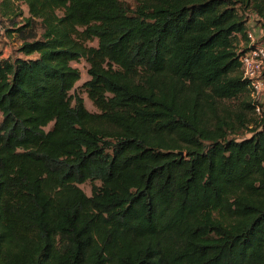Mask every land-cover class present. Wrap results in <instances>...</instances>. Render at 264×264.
Masks as SVG:
<instances>
[{"label":"trees","instance_id":"16d2710c","mask_svg":"<svg viewBox=\"0 0 264 264\" xmlns=\"http://www.w3.org/2000/svg\"><path fill=\"white\" fill-rule=\"evenodd\" d=\"M11 1L30 16L23 55L0 50V264H264L241 62L264 0ZM82 58L98 111L71 93Z\"/></svg>","mask_w":264,"mask_h":264},{"label":"rangeland","instance_id":"374dc122","mask_svg":"<svg viewBox=\"0 0 264 264\" xmlns=\"http://www.w3.org/2000/svg\"><path fill=\"white\" fill-rule=\"evenodd\" d=\"M9 1V2H8ZM11 0H0V50L2 51L3 57H17L22 56L23 53L20 51V45L22 43L23 34L17 30V27H20L25 23V19L30 16L29 8L26 3L22 1H14ZM130 9H133L137 5L136 0H122ZM11 3L10 9L7 8ZM248 13V25H250L253 21H255L258 16L254 12ZM44 32V25L41 19L36 18L32 23V26L26 28L24 32L25 37H31V35H36L37 38H41L42 33ZM90 45H97L98 41H88ZM73 65L78 67L81 71V78L77 81L74 88L71 90L72 94H78L83 97L86 107L90 111H98V108L94 105L92 100L89 98L85 82L90 78L88 69L89 62L82 58L78 61H74ZM232 105V103H231ZM262 109H264V97L262 98ZM3 119V114L0 111V122ZM50 126V125H49ZM94 181H86L80 186L86 191V193H92V187Z\"/></svg>","mask_w":264,"mask_h":264},{"label":"built area","instance_id":"2783aa9c","mask_svg":"<svg viewBox=\"0 0 264 264\" xmlns=\"http://www.w3.org/2000/svg\"><path fill=\"white\" fill-rule=\"evenodd\" d=\"M258 16V15H257ZM249 48L241 55L243 77L248 80L251 94L255 100V111L262 115L264 97V28L259 17L248 25Z\"/></svg>","mask_w":264,"mask_h":264}]
</instances>
